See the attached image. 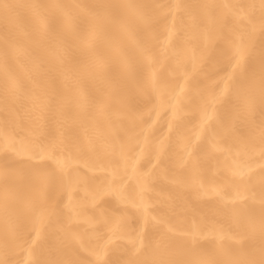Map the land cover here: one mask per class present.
<instances>
[{"label":"bare ground","instance_id":"bare-ground-1","mask_svg":"<svg viewBox=\"0 0 264 264\" xmlns=\"http://www.w3.org/2000/svg\"><path fill=\"white\" fill-rule=\"evenodd\" d=\"M0 264H264V0H0Z\"/></svg>","mask_w":264,"mask_h":264}]
</instances>
